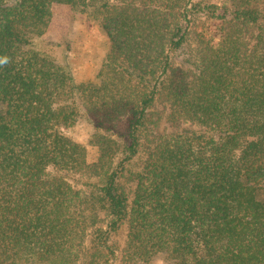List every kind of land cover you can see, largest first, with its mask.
I'll return each instance as SVG.
<instances>
[{
	"label": "trees",
	"instance_id": "trees-1",
	"mask_svg": "<svg viewBox=\"0 0 264 264\" xmlns=\"http://www.w3.org/2000/svg\"><path fill=\"white\" fill-rule=\"evenodd\" d=\"M55 3L101 20L99 84L77 83L67 46L42 40ZM219 7L0 1V264H264V0ZM202 15L221 21L217 45ZM160 96L186 131L151 141ZM82 115L91 164L62 131Z\"/></svg>",
	"mask_w": 264,
	"mask_h": 264
},
{
	"label": "rangeland",
	"instance_id": "rangeland-1",
	"mask_svg": "<svg viewBox=\"0 0 264 264\" xmlns=\"http://www.w3.org/2000/svg\"><path fill=\"white\" fill-rule=\"evenodd\" d=\"M3 1L5 4L11 5L15 0ZM198 1L203 5L216 4L220 6L218 15H223L225 13L223 6L230 5L232 0ZM197 25L199 30L207 33L214 45L220 42L222 37L221 21L202 15L199 17ZM42 40L49 45L67 46L69 63L77 83L99 84L98 74L106 61L111 44L101 20L96 15L89 11L84 12L80 8L55 3L52 5L50 26ZM174 109L165 96H160L150 112L143 135L152 141L154 137H158L157 134L171 136L180 131H186V120L179 115L175 119L172 118ZM62 131L65 136L86 148L89 164L97 161L99 148L92 141L96 131L83 115L73 126L64 128ZM143 160V157L136 159L131 168L137 170L141 167ZM258 198L264 202V189L260 191ZM125 233V230L119 232L114 236L113 242L122 243ZM135 264H172V261L167 260L165 254H159L149 263L136 262Z\"/></svg>",
	"mask_w": 264,
	"mask_h": 264
},
{
	"label": "clouds",
	"instance_id": "clouds-1",
	"mask_svg": "<svg viewBox=\"0 0 264 264\" xmlns=\"http://www.w3.org/2000/svg\"><path fill=\"white\" fill-rule=\"evenodd\" d=\"M7 63H8L7 57L0 58V66L6 65Z\"/></svg>",
	"mask_w": 264,
	"mask_h": 264
}]
</instances>
